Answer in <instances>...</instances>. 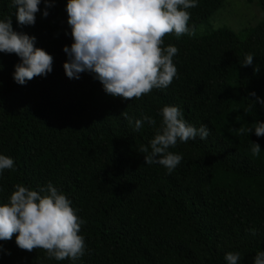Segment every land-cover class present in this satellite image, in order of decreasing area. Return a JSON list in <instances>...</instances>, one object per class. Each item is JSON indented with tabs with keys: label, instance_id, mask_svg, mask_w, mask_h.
I'll return each mask as SVG.
<instances>
[{
	"label": "trees",
	"instance_id": "trees-1",
	"mask_svg": "<svg viewBox=\"0 0 264 264\" xmlns=\"http://www.w3.org/2000/svg\"><path fill=\"white\" fill-rule=\"evenodd\" d=\"M223 1L197 0L188 9L192 34L163 37L161 47L178 49L172 83L126 100L108 95L93 73L67 77V0H55L47 17L41 0L34 25H20L12 0H0V20L11 18L15 31L35 36L53 57L50 73L20 85L13 79L20 57L0 52V154L14 160L0 173V204L18 183L39 191L51 182L85 221L86 245L78 260L57 261L43 249H20L14 234L0 241V264H227L230 251L241 254L238 264H253L264 251V136L246 129L264 122V105L249 107L264 100V0H256L262 18L253 27L194 33ZM249 53L253 65L244 67ZM165 105L210 131L169 149L183 157L171 173L145 164L139 152L150 147ZM123 111L156 125L145 120L133 131ZM252 228L255 236L246 231Z\"/></svg>",
	"mask_w": 264,
	"mask_h": 264
},
{
	"label": "clouds",
	"instance_id": "clouds-1",
	"mask_svg": "<svg viewBox=\"0 0 264 264\" xmlns=\"http://www.w3.org/2000/svg\"><path fill=\"white\" fill-rule=\"evenodd\" d=\"M54 2L43 0L44 17ZM40 3L12 0L17 22L34 25ZM196 6L197 0H67V22L73 39L71 46L63 47L68 57L63 64L67 77L79 79L81 73H93L108 95L126 100L139 99L154 88H167L177 76L173 57L178 49L174 45L161 47L163 37L170 33L177 38L191 35L188 9ZM35 39L15 31L11 18L0 20V52L20 57L13 73L20 85L52 71L53 57L36 47ZM253 58L254 54H245L242 66L253 65ZM253 70L258 73L260 66L254 65ZM250 95L256 97L255 92ZM255 102L264 105V100L256 97L249 107L253 108ZM121 115L136 132L144 127L145 120L156 125L152 117L134 119L125 111ZM160 115L162 120L150 147L142 145L139 152L145 154V164L158 163L171 173L183 157L169 149L178 141L186 143L197 137L205 140L210 131L204 124L199 128L189 124L177 106L165 105ZM253 130L257 137L264 136V122L255 121L246 129L248 133ZM260 151L259 143L252 142V153L258 155ZM13 168V158L0 154V173ZM84 223L71 201L51 182L39 191L18 183L8 202L0 204V241L11 240L15 234L20 249H43L48 258L57 261H76L85 254V239L79 234ZM246 231L256 235L255 228ZM224 258L227 264H238L241 254L230 251ZM253 264H264V251L256 252Z\"/></svg>",
	"mask_w": 264,
	"mask_h": 264
},
{
	"label": "rangeland",
	"instance_id": "rangeland-1",
	"mask_svg": "<svg viewBox=\"0 0 264 264\" xmlns=\"http://www.w3.org/2000/svg\"><path fill=\"white\" fill-rule=\"evenodd\" d=\"M262 18L256 0H224L222 5L194 33L207 28L228 27L235 32L255 26Z\"/></svg>",
	"mask_w": 264,
	"mask_h": 264
}]
</instances>
